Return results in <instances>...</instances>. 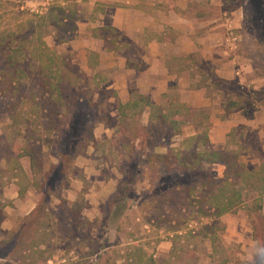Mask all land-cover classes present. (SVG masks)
Listing matches in <instances>:
<instances>
[{
  "label": "rangeland",
  "instance_id": "rangeland-1",
  "mask_svg": "<svg viewBox=\"0 0 264 264\" xmlns=\"http://www.w3.org/2000/svg\"><path fill=\"white\" fill-rule=\"evenodd\" d=\"M91 1L0 0V40L5 35L13 39L8 47L0 50V75L6 68L5 53L12 55L14 61L23 59L18 47L24 50L42 39L51 51L65 55L67 61L79 67L77 86L82 89V92L74 90L73 110L65 112L59 106L56 109L66 115L51 116L48 109L41 107L38 97L35 72L39 58L32 61V65L26 59V64H20L24 73L21 72L19 84L28 95L34 89L33 100L28 104L20 99L21 103H17L14 93L10 95L11 101L0 99V263L239 264L250 260L247 264H264V245H260L257 252L251 245L240 250L239 245L227 243L224 237L228 225L242 227L246 224L256 226V233L264 241V219L258 210L252 209L254 190L249 189L248 194L242 190L245 202L225 217H212L204 214L200 210L203 206L194 200L202 187L193 195L188 193L197 173L168 172L152 163L139 172L141 169L136 167L134 158L138 153L132 147L137 145L136 138L152 149L158 144L155 149L158 152L154 153L164 147L178 148L185 153L191 145H181L183 137L164 133L158 127L149 135L136 114L129 120L130 125L127 120V126L115 122L113 107L106 100L109 92L100 87L107 79L106 73L84 71L75 61L80 40L86 38L89 31L97 37L115 35V31L107 28L94 30L90 26L86 33L79 32L81 24L78 23L91 21L105 5V0L95 3V10L90 13ZM225 4L228 16L231 9L238 8L240 25L229 29L237 36V51L244 62L264 78V0H226ZM33 30L36 33L32 35ZM75 72L72 69L67 73L65 68L56 76L64 75L65 79L68 76L71 81ZM9 102L15 112L9 111ZM27 110L31 111L30 115L24 114ZM200 115L204 117V113ZM101 120L104 122L99 125ZM103 124H109L112 129L97 132ZM201 127H205L203 121ZM20 130L29 137L26 143L20 141ZM248 135L244 143L247 139L253 144ZM229 141L232 148L227 150L237 152L243 162L239 135H231ZM25 147L31 151L32 158L25 154ZM61 157L62 162H59ZM262 163H253L255 171ZM212 167L217 175L218 167ZM52 183L54 191L47 199L44 194ZM227 188L226 193L230 194L235 187ZM205 191L206 195L212 194L210 189ZM179 195H188L187 201L193 204L190 207L168 205L169 199L179 198ZM42 200L48 207L45 214L41 208H36L41 206ZM235 217L237 223L233 220ZM17 231H23L19 239L28 235L26 241L30 245L12 260L8 255L13 250L12 240Z\"/></svg>",
  "mask_w": 264,
  "mask_h": 264
},
{
  "label": "crops",
  "instance_id": "crops-1",
  "mask_svg": "<svg viewBox=\"0 0 264 264\" xmlns=\"http://www.w3.org/2000/svg\"><path fill=\"white\" fill-rule=\"evenodd\" d=\"M99 1L89 2L90 13ZM104 2L98 16L78 23L81 24L79 32L86 33L90 26L94 30L112 28L115 35L97 37L89 31L77 45L79 52L75 61L84 71L106 73L107 79L100 87L109 92L106 100L113 107L115 122H120L119 105L132 102L136 94L149 101V105L138 102L144 126L149 123L153 107L154 110L161 106L175 110L183 106L187 123L182 125L181 135L177 137L198 136L205 129L208 145L202 148L223 151L232 148L230 137L237 134L243 145L239 152L244 167L254 170L253 163L260 162L264 167V78L244 62L236 49L238 44L231 41L233 31L229 29L240 25L238 8L231 9L228 16L226 0ZM171 92L176 95L170 96ZM200 121L205 124L204 128ZM108 125L103 124L97 132L111 130ZM248 134L253 144L247 139L244 143ZM158 146L153 147L154 152H158L155 150ZM168 151L164 147L158 154ZM212 166L218 167L217 175L212 172L215 171ZM204 168L216 178L225 177L226 168L221 162L205 164ZM258 211L264 217V195ZM233 220L238 222L237 217ZM242 227L225 228L227 243L235 242L240 250L251 245L257 252L253 227L246 224ZM208 239L212 242L211 235Z\"/></svg>",
  "mask_w": 264,
  "mask_h": 264
},
{
  "label": "trees",
  "instance_id": "trees-1",
  "mask_svg": "<svg viewBox=\"0 0 264 264\" xmlns=\"http://www.w3.org/2000/svg\"><path fill=\"white\" fill-rule=\"evenodd\" d=\"M111 30L113 29L111 28ZM34 33H36V30H33L32 35ZM12 40L13 39H8V36L6 35L0 40L1 52L5 47H8L9 44L13 42ZM19 49L20 47H18V51L19 55H21L23 59H21L20 57V59L14 61L11 58L12 55H8L6 53L4 54L6 55L4 57L6 68L4 70H1L0 75V99H2L1 97H4L6 100L11 101L12 97L10 95L14 93L15 97H13V99L15 98L14 100L17 103L20 99L21 102L27 101L28 104L30 103V100H33L32 98H34V89H31L28 95V92L24 91L21 85L19 84L21 72L24 73L23 68L20 67V64L24 65L29 60L30 65H32L31 62L39 58V66L38 69H36L35 73L38 76V97L40 99V104L42 105L41 107H43L44 110L48 109L49 114L53 117L55 115H58V113H60V115H66V113H61L60 110L56 109L59 106L65 112L73 110V104L76 101L74 97V90L82 92V89H79L77 86L80 83V77H78V72L80 73L79 67L75 63L67 61V57L65 55L56 53L55 51H51L50 47L47 46L46 43L42 41V39H39V41H35V43L32 44L30 48H24V50ZM20 60H24V62L22 63ZM7 65L9 68H7ZM65 68L67 73L70 72L72 69H75L76 72L74 74V80L72 79L71 81H69L68 76L67 79H65L64 75H62L60 78L56 76L59 75L60 71ZM46 70L50 71V73ZM30 94L32 97L30 96ZM134 98L135 99L132 102L120 104L118 107V111L120 114V122L125 123V126H127L126 120L130 125L129 120L131 119V117L135 114L139 115L141 113L140 111L142 110V108L138 102H143L144 104L149 105V101L145 99V97L142 95L136 94ZM79 100L82 101L84 99L81 96ZM45 103H48L50 107H47V104ZM6 108L8 107L6 106ZM8 109L9 111L12 110L13 112H15V108L11 109L10 102ZM152 109L153 111L150 115L149 123L144 126L146 132L150 133L149 135H152L151 130H153L155 127L160 128L164 133L172 132L174 136L181 135V127L183 124L187 123L185 107L179 106L175 110H170L168 109V107L165 108V106H161L158 108L155 107V110L154 107ZM24 114L30 115L31 111H24ZM25 122L28 123V121ZM200 123L202 125L201 121L199 122V124ZM128 127L129 134L131 135L132 130L130 129V126ZM53 129L54 128L50 129L48 132L51 133ZM25 131L27 132L26 129ZM25 131H21L19 137L20 141H22L23 143H26L29 139V137H25V135H27ZM136 140H138V142L136 143L137 145H135V147H132L138 153L137 156H135L134 158L137 164L136 167L138 169H141L139 170V172H141L142 169H147V166L152 163L153 165H156V167L157 165H159V168H166L168 172L175 171V173L190 172L198 174L193 183V186L189 188V191L187 188V191L188 193L193 195V193L200 190V186L202 187V191H200L199 194L197 193L198 195L194 196V200H197L196 203H199L203 206L200 210H203L204 214H208L212 217H219L222 214L233 211L245 202L243 199L242 190L245 191L246 194H248L250 191L249 189L254 190L256 192V196L252 197V202L254 205L252 206V209L260 210L261 197L264 195V167H261L257 171H255V169L248 170L244 167L243 163L240 162L237 152L233 153L229 150L218 151L213 150L211 148H202V146L208 145V138L205 129L198 136L186 137L181 139V145H191V147L185 150V153L184 150L180 151L178 148L173 149L172 147H170L169 151L166 153H154L152 147H150L148 144L142 145V141H140L139 138H136ZM25 154H28L30 158H32V153L28 149H26ZM59 162H62V157ZM218 162L223 163L226 168L225 177L222 179L214 177L213 175H211L210 171L204 168L205 164H212ZM53 183V186H48L49 188L47 190V193L44 194L47 199H50V197L48 196H51L53 194ZM175 184L182 185V183L179 184L178 182H176ZM229 185L230 187H235L234 189L232 188L230 194L226 193L229 190L227 188ZM207 189L211 190V195H206L205 190ZM187 196L179 195V198L169 199L168 205L170 203V205L180 204L182 207H190L193 203L187 201ZM46 197H44V201L46 200ZM44 201L42 200L41 206L36 207L41 208V212H43V214H45V211L48 208L47 206H45ZM36 208L35 211L38 212ZM207 210L211 212H206ZM261 217L262 219H264L262 215ZM253 230L258 247H260V245H264V241L262 240V238H259L258 233H256V231H258L256 226H254ZM20 232L21 231H17L14 234V236H16L12 240L13 244L11 245L13 247V250H10V254L9 252H7V254H9L8 256H11L12 260L17 259L18 252L20 253L22 251H25L29 248L30 245V243L26 241L28 235L23 236L21 239H19L21 236ZM27 251L30 253V250ZM4 256L6 255L3 254L2 258H5ZM6 263L7 262L0 264ZM34 264H38V262Z\"/></svg>",
  "mask_w": 264,
  "mask_h": 264
},
{
  "label": "built area",
  "instance_id": "built-area-1",
  "mask_svg": "<svg viewBox=\"0 0 264 264\" xmlns=\"http://www.w3.org/2000/svg\"><path fill=\"white\" fill-rule=\"evenodd\" d=\"M231 41L234 43L237 40V36H234L233 33L231 32L230 34ZM236 43V42H235Z\"/></svg>",
  "mask_w": 264,
  "mask_h": 264
}]
</instances>
